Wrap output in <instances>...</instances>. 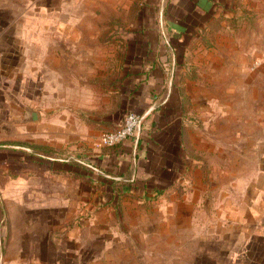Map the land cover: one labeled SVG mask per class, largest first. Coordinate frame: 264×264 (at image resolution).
<instances>
[{
	"label": "rangeland",
	"instance_id": "374dc122",
	"mask_svg": "<svg viewBox=\"0 0 264 264\" xmlns=\"http://www.w3.org/2000/svg\"><path fill=\"white\" fill-rule=\"evenodd\" d=\"M254 3L176 54L145 38L158 23L127 3L0 0V264H264ZM152 75L173 98L163 126L181 124L175 192L116 178L97 147L122 124L133 81Z\"/></svg>",
	"mask_w": 264,
	"mask_h": 264
},
{
	"label": "crops",
	"instance_id": "0c3cea01",
	"mask_svg": "<svg viewBox=\"0 0 264 264\" xmlns=\"http://www.w3.org/2000/svg\"><path fill=\"white\" fill-rule=\"evenodd\" d=\"M117 4H128L138 12L135 21L145 24L158 23L155 30L145 32V38L164 51L187 47L186 40L195 41L210 33L213 23L218 28L230 24L239 15V7L254 5L255 0H112ZM152 27V26H151ZM229 27V26H228ZM147 33V34H146ZM185 40L186 44H183ZM155 70L158 63L152 64ZM159 70V69H158ZM135 88L124 101L127 111L144 116L139 135L124 140L118 146L105 152L107 168L118 170L116 178L127 177L141 183L148 191L167 190L175 192L180 168L176 159V144L172 132L180 126H163L162 108L169 104V97L162 93L166 80L164 76L152 75L148 81L135 79ZM171 107L169 104L167 108ZM174 107V106H172ZM174 111V110H172ZM171 110H168L170 113ZM175 126V127H174ZM184 136H185V127ZM170 136V143L164 145L162 133ZM104 156V155H103ZM186 161V160H184ZM115 172V171H113ZM114 176V175H113ZM150 187V190H149ZM264 213V208L262 209Z\"/></svg>",
	"mask_w": 264,
	"mask_h": 264
},
{
	"label": "built area",
	"instance_id": "2783aa9c",
	"mask_svg": "<svg viewBox=\"0 0 264 264\" xmlns=\"http://www.w3.org/2000/svg\"><path fill=\"white\" fill-rule=\"evenodd\" d=\"M143 118L144 116L139 115L134 111H127L124 114L123 122L120 126L100 134L97 141V147H114L122 143L124 140L136 137L141 131Z\"/></svg>",
	"mask_w": 264,
	"mask_h": 264
},
{
	"label": "trees",
	"instance_id": "16d2710c",
	"mask_svg": "<svg viewBox=\"0 0 264 264\" xmlns=\"http://www.w3.org/2000/svg\"><path fill=\"white\" fill-rule=\"evenodd\" d=\"M143 122V121H142ZM119 145V144H118ZM118 145H116V146H118ZM116 146H114V147H116ZM114 147H110V148H114ZM33 148H35V147H33ZM91 169H94L95 170V168H94V166H91V164H90V166H89Z\"/></svg>",
	"mask_w": 264,
	"mask_h": 264
}]
</instances>
